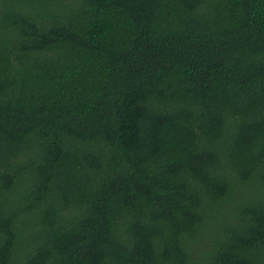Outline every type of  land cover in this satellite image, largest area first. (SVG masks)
<instances>
[{
	"label": "trees",
	"instance_id": "1",
	"mask_svg": "<svg viewBox=\"0 0 264 264\" xmlns=\"http://www.w3.org/2000/svg\"><path fill=\"white\" fill-rule=\"evenodd\" d=\"M0 264H264V0H0Z\"/></svg>",
	"mask_w": 264,
	"mask_h": 264
}]
</instances>
